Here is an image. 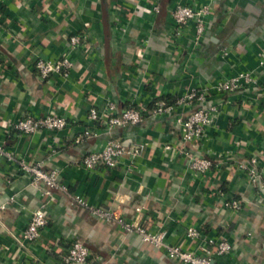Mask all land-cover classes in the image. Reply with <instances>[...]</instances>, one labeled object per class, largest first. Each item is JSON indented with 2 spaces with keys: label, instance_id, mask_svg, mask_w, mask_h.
Segmentation results:
<instances>
[{
  "label": "crops",
  "instance_id": "0c3cea01",
  "mask_svg": "<svg viewBox=\"0 0 264 264\" xmlns=\"http://www.w3.org/2000/svg\"><path fill=\"white\" fill-rule=\"evenodd\" d=\"M156 4L158 13L152 11ZM177 4L210 7L200 44L193 41L192 24L174 36ZM77 33L85 36L83 49L69 45ZM263 53L264 0H0V144L44 170L57 169L66 187L46 199L16 164L0 158V264H65L62 256L74 241L89 247L87 264H183L91 215L75 196L117 210L129 223L164 231L167 241L196 254L207 246L214 264H264ZM63 54L74 61L69 76L42 80L35 61ZM239 71L252 72L257 82L224 95L210 90L219 113L201 141L183 143L174 122L190 107L150 114L158 99L211 89ZM109 100L119 111L133 104L146 108L140 124L111 134L142 143V154L133 165L124 158L112 169L84 168L82 157L109 137L103 125L87 120L88 111H104ZM47 114L64 116L68 125L33 133L15 126ZM89 124L92 136L75 144ZM194 155L211 158L204 174L190 168ZM250 156L260 173L253 183L238 167ZM229 200L239 208L226 206ZM41 202L46 225L35 241L25 242L21 232ZM189 226L199 230L198 238L187 236ZM209 238L228 241L230 251L218 253Z\"/></svg>",
  "mask_w": 264,
  "mask_h": 264
},
{
  "label": "built area",
  "instance_id": "2783aa9c",
  "mask_svg": "<svg viewBox=\"0 0 264 264\" xmlns=\"http://www.w3.org/2000/svg\"><path fill=\"white\" fill-rule=\"evenodd\" d=\"M152 11L158 13L159 5L153 6ZM208 5L191 6L177 4L172 10V17L175 23L174 36L180 37L186 28L192 24V37L195 44H200L206 31L207 20L210 15ZM69 45L74 49H83L86 47L85 36L82 34H73L69 36ZM260 66H264V53L262 54ZM34 67L38 76L44 80L52 76L67 78L74 67V61L66 54L59 58H39L35 61ZM256 77L250 71H239L234 75L216 80L209 88H191L176 98L174 105L166 104L165 101H157L150 114L155 117L173 114L177 108L190 107L188 115L183 117L177 115L174 122L180 126L181 140L185 144L195 141H201L207 133V130L214 124L219 106L214 102L212 93L224 95L239 91L248 84H255ZM146 108L141 104H133L123 111H119L116 103L109 100L104 111H98L92 107L87 114V120L92 123H100L104 126L109 137L103 147L96 151L86 153L81 160V166L87 169H93L101 165L108 169L115 168L126 158L131 165L135 159L142 154L144 145L142 143L127 144L123 140L113 138L112 132L115 128L135 126L142 122L148 114ZM68 125L64 116L57 114H47L44 116H27L20 120L15 126L23 133H33L43 128L47 130H62ZM92 136L90 124L77 136L74 137L75 144L81 143L84 139ZM264 146V143H263ZM168 148V146H166ZM0 158L16 164L30 178V183L37 188L44 198H50L53 191L66 192V187L60 182L59 171L57 169L44 170L39 163H29L22 157L14 155L0 144ZM258 160L255 156H250L241 160L238 167L246 174L250 182H257L260 179V173L257 166ZM190 168L195 172L204 174L212 166L211 158L205 155H194L191 158ZM75 204L82 209L87 210L96 218L111 224L119 225L127 233H136L141 240L160 250L165 256L175 262L183 264H214L209 258L210 250L206 246L203 248V254L199 255L178 244L167 241L166 234L161 230H149L145 227L127 222L117 210L92 206L82 196L73 198ZM226 206L233 209L239 208L237 200L225 202ZM46 203L41 202L31 212L29 222L21 232V238L25 242L35 241L41 229L46 225ZM190 238H198L200 232L197 228L189 226L186 232ZM207 245H215L218 253H227L230 251V243L226 240L215 241L212 238L207 239ZM90 256L89 247L80 241H74L62 256L65 264H87Z\"/></svg>",
  "mask_w": 264,
  "mask_h": 264
},
{
  "label": "trees",
  "instance_id": "16d2710c",
  "mask_svg": "<svg viewBox=\"0 0 264 264\" xmlns=\"http://www.w3.org/2000/svg\"><path fill=\"white\" fill-rule=\"evenodd\" d=\"M159 100H163V101H165L166 104L174 105V104H175V101H176V98H175L174 100H170V101L165 100V99H158L157 101H159ZM157 101L153 102L152 106H154V104H155ZM152 106H151V107H152Z\"/></svg>",
  "mask_w": 264,
  "mask_h": 264
},
{
  "label": "rangeland",
  "instance_id": "374dc122",
  "mask_svg": "<svg viewBox=\"0 0 264 264\" xmlns=\"http://www.w3.org/2000/svg\"><path fill=\"white\" fill-rule=\"evenodd\" d=\"M254 12V10L252 11V13Z\"/></svg>",
  "mask_w": 264,
  "mask_h": 264
}]
</instances>
